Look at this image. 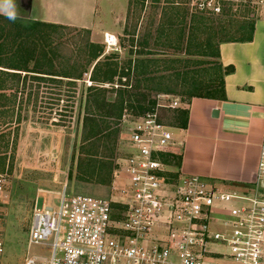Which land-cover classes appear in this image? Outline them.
<instances>
[{
	"label": "rangeland",
	"instance_id": "rangeland-1",
	"mask_svg": "<svg viewBox=\"0 0 264 264\" xmlns=\"http://www.w3.org/2000/svg\"><path fill=\"white\" fill-rule=\"evenodd\" d=\"M87 1L90 4L94 0ZM172 9L177 16L170 15ZM241 16L244 15L232 19L241 20ZM228 19L227 16L196 13L192 0H159L158 3L154 0H97L89 29H34L39 38L24 43L36 46L37 59H40L42 50L47 53V59L40 62L42 72L63 71L51 59V51L55 50L60 61L69 62L68 71L84 73L81 80H74V85L65 81L57 85L28 82L25 92L18 91L16 100L3 104L6 107L2 106L0 110V135H4L0 136V159H5L4 167L0 165V173L6 174L8 192L3 222L5 255L1 264H23L27 256L48 254L47 247L27 244L35 203L39 207L43 201L57 206L63 190L71 196L108 198V187L78 183L74 180L75 168L72 169L71 159L78 154L86 101L95 92L89 89L104 90L108 101L117 100L120 94L125 100L120 120L113 122L98 118L107 124L108 130H117V155L124 156L128 140L126 121H132L147 111L154 104L156 95L136 83L131 71L134 59L139 53H150L154 55L145 57L209 61L199 56L202 47L206 46L207 53H210L218 43L228 39V30L222 29ZM200 20L203 24L199 23ZM16 25L0 19V31H3L0 44L5 50L15 48L20 42L14 44ZM160 27L163 34H159ZM105 34L116 36L120 46L118 51L105 48ZM86 42L90 43L89 47ZM94 54L98 56L96 59H93ZM50 60L52 63L47 62ZM33 65L34 61L26 64L30 71H33ZM93 76L102 82H92L90 77ZM109 77H112L111 81L104 80ZM143 107L147 109L142 111ZM123 115L128 116L125 122ZM162 118L169 126L175 125L172 110H163ZM161 158L166 162L165 154ZM71 169L72 180H68Z\"/></svg>",
	"mask_w": 264,
	"mask_h": 264
},
{
	"label": "built area",
	"instance_id": "built-area-1",
	"mask_svg": "<svg viewBox=\"0 0 264 264\" xmlns=\"http://www.w3.org/2000/svg\"><path fill=\"white\" fill-rule=\"evenodd\" d=\"M192 6L204 15L243 14L264 22V0H192ZM103 45L120 48L108 34ZM184 106L178 97L156 94L136 119L123 115L127 152L116 160L108 198L63 190L57 206L35 203L27 244L47 247L48 254L27 256L23 264H264V128L252 193L224 192L196 175H168L161 155L176 144L162 111ZM5 175L0 173V264Z\"/></svg>",
	"mask_w": 264,
	"mask_h": 264
},
{
	"label": "crops",
	"instance_id": "crops-1",
	"mask_svg": "<svg viewBox=\"0 0 264 264\" xmlns=\"http://www.w3.org/2000/svg\"><path fill=\"white\" fill-rule=\"evenodd\" d=\"M15 2L18 20L89 29L97 0H30L28 14L27 0ZM218 50L222 67L233 68L224 76L225 99L183 101L187 125L171 126L176 145L164 162L170 177L196 175L212 188L248 194L264 128V22L254 23L251 42L220 43Z\"/></svg>",
	"mask_w": 264,
	"mask_h": 264
},
{
	"label": "trees",
	"instance_id": "trees-1",
	"mask_svg": "<svg viewBox=\"0 0 264 264\" xmlns=\"http://www.w3.org/2000/svg\"><path fill=\"white\" fill-rule=\"evenodd\" d=\"M158 3L159 0H154ZM171 5L172 2H167ZM170 15L177 16L175 9H172ZM229 17L222 25V29L228 30V39L220 43H247L252 41L254 32V21L247 16H241V20L232 19L235 15L225 14ZM5 22L10 21L0 16ZM167 19V18H166ZM163 21V18H162ZM164 22V21H163ZM17 30L14 36V44L20 41L15 48L5 50L0 44V110L6 107L7 102L16 100L17 92L24 93L27 83H55L61 84L65 81L68 85H74V80H81L83 71L73 74L68 71L70 66L68 61L59 59L55 50L51 51V59L57 63L63 71L60 73H45L41 71L42 61L47 59V53L42 50L40 59L35 57L36 46L26 45V40H36L39 37L34 33V29L48 27L55 30H64L69 27L58 25H47L33 21L18 20L16 22ZM203 24V21H199ZM159 34H163L160 27ZM0 31V37L2 36ZM88 34V31H85ZM44 38V37H43ZM217 46L214 51L207 53L206 46L202 47L199 56L208 58L209 61H192L191 59H155L145 56L154 54L139 53L138 57L132 62L131 69L138 86L155 94H164L179 97L180 99L190 100L192 98L223 100L224 96V76L233 72L232 67L224 68L219 62V50ZM89 47L90 43L86 42ZM87 47V48H88ZM12 51V52H11ZM192 56L191 54H186ZM7 56V57H6ZM5 57V58H4ZM98 56L93 55V59ZM4 58V59H3ZM8 58L9 61H6ZM28 61H34L33 71L28 70L26 64ZM47 62H51L47 61ZM52 63V62H51ZM75 66V64H73ZM72 66V65H71ZM98 66V63L94 66ZM24 74V75H23ZM60 74V75H59ZM76 75V76H75ZM70 80V81H69ZM92 82L100 81L97 77H90ZM104 80H112L104 78ZM102 82V81H100ZM95 91L92 97L86 101L85 115L82 119V129L80 144L77 149V157L72 156V169L75 168L74 180L78 183L92 184L104 187H110L113 172L116 169L117 155V130H108L107 124L98 118L120 120L125 100L120 94L117 100L108 101L105 97V91L101 89H89ZM31 91L27 93L28 100ZM37 99V94L34 96ZM28 102V101H27ZM91 109V111H90ZM147 109V107H146ZM144 107L142 111L146 110ZM175 125L185 128L187 125V114L182 110L174 112ZM2 113L0 112V115ZM101 119V120H102ZM104 126V127H102ZM117 126V125H116ZM4 137V135H0ZM0 137V139H1ZM75 162V167L73 163ZM0 165L4 167L5 159H0ZM68 174V180H72L73 170ZM3 170V169H2Z\"/></svg>",
	"mask_w": 264,
	"mask_h": 264
},
{
	"label": "clouds",
	"instance_id": "clouds-1",
	"mask_svg": "<svg viewBox=\"0 0 264 264\" xmlns=\"http://www.w3.org/2000/svg\"><path fill=\"white\" fill-rule=\"evenodd\" d=\"M0 15L6 17L10 22H16L19 13L15 0H0Z\"/></svg>",
	"mask_w": 264,
	"mask_h": 264
},
{
	"label": "water",
	"instance_id": "water-1",
	"mask_svg": "<svg viewBox=\"0 0 264 264\" xmlns=\"http://www.w3.org/2000/svg\"><path fill=\"white\" fill-rule=\"evenodd\" d=\"M30 6H31V2H30V0H27V2L25 3V5L23 4L24 10H25V12H26L27 14H28L29 11H30ZM213 116H216V112L213 113ZM260 188H261V189H264V182H262V183L260 184Z\"/></svg>",
	"mask_w": 264,
	"mask_h": 264
}]
</instances>
